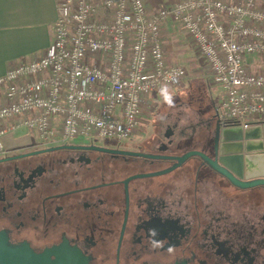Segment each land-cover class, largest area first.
<instances>
[{
	"label": "flooded vegetation",
	"instance_id": "flooded-vegetation-1",
	"mask_svg": "<svg viewBox=\"0 0 264 264\" xmlns=\"http://www.w3.org/2000/svg\"><path fill=\"white\" fill-rule=\"evenodd\" d=\"M167 99L129 141L5 146L0 232L9 245H66L87 264H264V184L240 187L197 157L157 174L175 161L150 155L185 152L177 148L195 126L158 113ZM211 125L194 149L204 150Z\"/></svg>",
	"mask_w": 264,
	"mask_h": 264
},
{
	"label": "built area",
	"instance_id": "built-area-1",
	"mask_svg": "<svg viewBox=\"0 0 264 264\" xmlns=\"http://www.w3.org/2000/svg\"><path fill=\"white\" fill-rule=\"evenodd\" d=\"M187 34L220 87L214 114L222 124L262 123L264 10L260 0H179L148 12L143 0H60L52 40L39 57L0 75V137L25 128L43 145L77 138L129 141L152 113L161 87H182L185 66L167 63L161 26ZM5 144L0 139V153Z\"/></svg>",
	"mask_w": 264,
	"mask_h": 264
},
{
	"label": "crops",
	"instance_id": "crops-1",
	"mask_svg": "<svg viewBox=\"0 0 264 264\" xmlns=\"http://www.w3.org/2000/svg\"><path fill=\"white\" fill-rule=\"evenodd\" d=\"M58 1L60 0H0V75L3 74L9 67L15 66L22 61H30L43 54L52 40V24L57 16ZM143 1L148 12H155L179 0ZM260 6L264 10V0H260ZM161 31L165 45V57L167 63H176L174 58L179 57L181 45H184L186 42L194 49V51H196L189 36L179 31L172 20L166 19L161 26ZM248 62V67L252 72H260L264 70V62L258 56H248ZM210 83L213 90H216L214 97L219 99L220 87L212 82ZM184 85L181 88H184ZM3 91V88H0V105L4 103ZM170 97H167L168 102H166L168 104H165V111H170V109H168L169 107L183 104L187 105V107L192 110L196 116H198V120L194 123L195 126L191 125L188 127L186 129L187 134H185L183 138L189 139L191 142H195V144L189 147V149L199 148L200 146L198 142L200 141V137L198 134L200 131L208 134L209 129L212 126L211 124H214L211 119L212 116H203L185 97H180L178 100L170 104ZM159 105L161 106L162 104ZM159 109L157 111H159ZM163 111H161V113ZM213 114L214 113H212V115ZM150 115L151 113L146 117L140 126L139 134H141L145 129ZM181 117V121L183 123H187V121H189L188 114L185 115L182 113ZM260 121H264V116L260 118ZM8 125L9 121L0 123V127H7ZM24 129L25 128L20 127L4 134L11 135L18 132L16 136L13 135L15 137L10 136L8 138V143L4 142L5 146H13L21 141L30 142V137L33 138V141L37 142L36 135L29 130ZM191 137L193 138L190 139ZM185 149L187 150L188 148Z\"/></svg>",
	"mask_w": 264,
	"mask_h": 264
},
{
	"label": "water",
	"instance_id": "water-1",
	"mask_svg": "<svg viewBox=\"0 0 264 264\" xmlns=\"http://www.w3.org/2000/svg\"><path fill=\"white\" fill-rule=\"evenodd\" d=\"M204 150L190 149L180 154L150 155L173 159L175 163L165 171L181 166L191 157H197L213 170L240 187L264 184V121L241 126L222 124L215 114V122ZM0 264H87L81 253L66 245L35 252L27 244L12 247L7 235L0 232ZM182 264V263H176Z\"/></svg>",
	"mask_w": 264,
	"mask_h": 264
},
{
	"label": "rangeland",
	"instance_id": "rangeland-1",
	"mask_svg": "<svg viewBox=\"0 0 264 264\" xmlns=\"http://www.w3.org/2000/svg\"><path fill=\"white\" fill-rule=\"evenodd\" d=\"M179 53H180L179 57L174 58V60H176L175 61L176 63H179L185 66L189 74V77L187 78L185 85H184L185 87L184 88L161 87L155 95L154 102L156 106L159 102H161V100H163L164 98L170 97L172 95L173 96L170 97V104L178 100L180 97H185L188 99L190 103L194 105V107L203 116H206V117L212 116V113H214V104L217 102L218 99L214 97L216 90H213V87L209 81V78L206 76V68L204 66V63L202 62L201 57L196 51H194V49L189 44H187V42L184 43V45H181ZM159 108L161 112L166 108V105H161ZM168 109H170V113L172 114L171 118L173 119H175L177 115L184 113L185 115L187 114L189 115L188 120L191 121L192 124L196 123V121L198 120V116H196V114L192 110H190L187 107V105L178 104L173 107H169ZM17 133L18 132H16L15 134H11V135H3L0 137V139L2 140L3 144L4 142L8 143L9 142L8 138L10 136L15 137ZM199 133H201V131ZM137 136H139V133L134 136V139ZM79 139H82V138H79ZM106 142L110 143L111 141H106ZM183 144L184 143H181V147L177 148V150H179L180 152L186 151L185 148H188L187 150H190L189 147L194 145L195 142L186 141L184 146Z\"/></svg>",
	"mask_w": 264,
	"mask_h": 264
},
{
	"label": "clouds",
	"instance_id": "clouds-1",
	"mask_svg": "<svg viewBox=\"0 0 264 264\" xmlns=\"http://www.w3.org/2000/svg\"><path fill=\"white\" fill-rule=\"evenodd\" d=\"M150 234L155 236V230H150Z\"/></svg>",
	"mask_w": 264,
	"mask_h": 264
},
{
	"label": "trees",
	"instance_id": "trees-1",
	"mask_svg": "<svg viewBox=\"0 0 264 264\" xmlns=\"http://www.w3.org/2000/svg\"><path fill=\"white\" fill-rule=\"evenodd\" d=\"M160 111V110H159Z\"/></svg>",
	"mask_w": 264,
	"mask_h": 264
}]
</instances>
